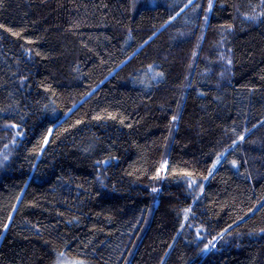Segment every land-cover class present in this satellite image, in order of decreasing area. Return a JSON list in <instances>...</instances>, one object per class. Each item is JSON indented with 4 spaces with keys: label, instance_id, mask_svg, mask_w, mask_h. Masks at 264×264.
Segmentation results:
<instances>
[{
    "label": "trees",
    "instance_id": "obj_1",
    "mask_svg": "<svg viewBox=\"0 0 264 264\" xmlns=\"http://www.w3.org/2000/svg\"><path fill=\"white\" fill-rule=\"evenodd\" d=\"M208 2L0 0V264H264V5Z\"/></svg>",
    "mask_w": 264,
    "mask_h": 264
},
{
    "label": "snow or ice",
    "instance_id": "obj_2",
    "mask_svg": "<svg viewBox=\"0 0 264 264\" xmlns=\"http://www.w3.org/2000/svg\"><path fill=\"white\" fill-rule=\"evenodd\" d=\"M189 4H193V0H188V4H185L184 7H188ZM261 5H264V0H261ZM198 7H199L198 4H197V5H194V8H198ZM211 9H212V0H209V2H208V11H211ZM183 10H184L183 8L180 9V11H183ZM176 15H179V12H177ZM259 15H260V16H264V12H261ZM247 18H249V19H255L256 17L253 16V17H247ZM171 19H175V17H171ZM204 19H205V21H207L208 17L205 15ZM0 27H3V25H0ZM6 31L12 32V29H6ZM12 34H13L14 36H19V35H20V33H18V32H12ZM37 55H39V53H37ZM227 63L230 65V64L232 63V60L229 59V60L227 61ZM158 75L163 76V73H158ZM45 107H47V105H45ZM97 119H100V117H97ZM172 119H173V120H176L177 117H176V116H173ZM77 123H80V121H77ZM129 126H130V125H129ZM8 127H11V128H13V129H16V128H19L20 126H19L18 124H14V123H13V124L8 125ZM51 131H52V129L49 128V129H48V135L51 134ZM245 131H247V129H246ZM16 135H17V136H22L23 133H22V132H16ZM239 140L243 141V140H244V135H240V136H239ZM13 143H15V140H13ZM47 143H48V136L46 135V136L44 137L43 144L46 145ZM235 144H236V141H233V146H235ZM6 147H7V146H6ZM42 150H43V148L41 147V151H42ZM226 152H227V150H225V152H221V153H219V154L216 156L215 161H214V163L212 164V168H213V169H215L216 166H217L218 164L221 163V159H222V157H224V156L226 155ZM3 158H4L5 160H7L8 157H7V155H5ZM97 163H98V164H100V163L107 164V163H108V160L97 161ZM165 163H167V162L165 161ZM231 164H232L234 167H236V166L238 165V161H236V160H232V161H231ZM184 175H186V176H188V177L190 178L189 181H188V185H189V187H192L193 184H196V180L191 179V177L193 176V173H191V172H185ZM209 175H211V170H209ZM204 179H207V177H204ZM198 187H199V191L202 193L203 190H204L203 185L200 184V185H198ZM152 191H153V192H156L157 189H156V188H153ZM183 211H184V213H185L184 219L187 220V219H188V215H187V214L190 213V212L192 211V209L189 207V208H185ZM11 219H12V217L9 216V217H8V220L11 221ZM7 227H8V224H5V225H4L5 230H7ZM261 231L264 232V229H261ZM197 235H199V232L197 233ZM220 235L222 236L223 233H221ZM207 249H208V245H205V246H204V250L206 251ZM61 255H62V253H61ZM78 264H85V262L80 261V262H78Z\"/></svg>",
    "mask_w": 264,
    "mask_h": 264
},
{
    "label": "rangeland",
    "instance_id": "obj_3",
    "mask_svg": "<svg viewBox=\"0 0 264 264\" xmlns=\"http://www.w3.org/2000/svg\"><path fill=\"white\" fill-rule=\"evenodd\" d=\"M152 78L157 80L158 79V75L153 74ZM59 264H78V263L70 261V260H67L64 257H61V259L59 260Z\"/></svg>",
    "mask_w": 264,
    "mask_h": 264
}]
</instances>
